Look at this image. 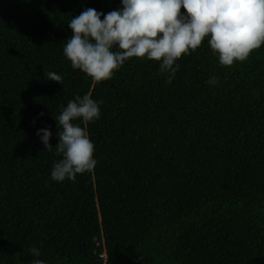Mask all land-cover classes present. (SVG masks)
<instances>
[{
	"label": "trees",
	"instance_id": "16d2710c",
	"mask_svg": "<svg viewBox=\"0 0 264 264\" xmlns=\"http://www.w3.org/2000/svg\"><path fill=\"white\" fill-rule=\"evenodd\" d=\"M88 8L120 0H0V264H264V45L223 66L205 38L170 84L135 57L96 82L63 54ZM89 92L96 167L55 182L56 117Z\"/></svg>",
	"mask_w": 264,
	"mask_h": 264
},
{
	"label": "clouds",
	"instance_id": "9594fccd",
	"mask_svg": "<svg viewBox=\"0 0 264 264\" xmlns=\"http://www.w3.org/2000/svg\"><path fill=\"white\" fill-rule=\"evenodd\" d=\"M68 28L71 36L63 54L73 69L92 80L111 79L135 57L158 62L160 71L168 73L165 82L170 84L179 69L176 62L199 48L205 38L223 66L245 61L264 45V0H120V8L107 14L94 8L82 11L71 17ZM47 80L63 82L55 72L47 73ZM206 83L215 86L218 80L212 76ZM101 103L90 92L77 95L56 117L62 130L56 131L54 149L61 158L53 163L51 180L74 181L78 174L96 167L94 143L81 124L100 118ZM36 135L44 149H53L48 128L39 129ZM31 254L40 257V249L32 248ZM32 264L46 262L37 258Z\"/></svg>",
	"mask_w": 264,
	"mask_h": 264
}]
</instances>
